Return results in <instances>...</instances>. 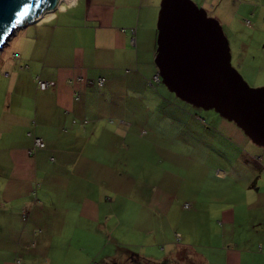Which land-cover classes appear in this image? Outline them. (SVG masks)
<instances>
[{"label": "crops", "instance_id": "obj_1", "mask_svg": "<svg viewBox=\"0 0 264 264\" xmlns=\"http://www.w3.org/2000/svg\"><path fill=\"white\" fill-rule=\"evenodd\" d=\"M191 1L225 33L264 32V0ZM161 2L58 0L11 37L0 66V264H89L82 246L120 229L143 241L130 259L144 264H264V148L162 84ZM167 166L173 175L135 192V175ZM125 195L137 211H115Z\"/></svg>", "mask_w": 264, "mask_h": 264}, {"label": "water", "instance_id": "obj_2", "mask_svg": "<svg viewBox=\"0 0 264 264\" xmlns=\"http://www.w3.org/2000/svg\"><path fill=\"white\" fill-rule=\"evenodd\" d=\"M58 0H0V51L16 27L31 24ZM155 65L165 88L197 109L232 122L264 148V87L252 89L232 67L219 22L191 0H162Z\"/></svg>", "mask_w": 264, "mask_h": 264}, {"label": "rangeland", "instance_id": "obj_3", "mask_svg": "<svg viewBox=\"0 0 264 264\" xmlns=\"http://www.w3.org/2000/svg\"><path fill=\"white\" fill-rule=\"evenodd\" d=\"M209 17V16H208ZM212 18V17H211ZM220 24V23H219ZM222 27V26H221ZM20 28V27H19ZM18 27H16L11 37L19 30ZM224 32V31H223ZM224 35L229 43L230 48V55H231V65L232 67L242 76L244 81L247 83V85L252 89L262 88L264 87V32H258L255 33H225ZM10 37V38H11ZM7 39L2 54L0 55V66L2 63L6 62L11 56V50L12 46L15 44L16 39H13V41L10 43L11 39ZM173 95V94H172ZM174 96V95H173ZM185 108L192 109V106L182 103L179 101ZM199 110V111H198ZM196 110L197 113H208L213 114L218 117H220L218 114H216L214 111H204L202 109ZM212 115V116H213ZM168 154L172 152V149H167ZM231 158L232 155H231ZM167 168V170H165ZM162 169V171H159L158 169H153L152 167H146V171H150L148 175L145 174H137L135 175V192L138 193L143 187V184H145L146 181L151 179H156V176L159 175V172H162V174L167 173L169 175H173L174 168H171L170 166ZM190 167L187 166V169ZM158 174V175H156ZM185 174V173H184ZM186 180V186H184V190L186 188V191L190 190L192 184L194 183V179L189 173ZM141 184V187L140 185ZM182 189V190H183ZM183 190V191H184ZM147 190H144V193ZM139 195V194H138ZM140 196V195H139ZM128 199L126 195L121 200V203L119 200L117 202L119 203L118 207L115 210L116 212L122 213L125 211L129 206V212L137 211L138 205L131 204L127 205ZM131 215V214H130ZM132 216V215H131ZM133 218V216H132ZM121 231L116 232L115 235L111 234L109 235V239H107V235L104 233V236L101 237V240L95 238L89 245H83L82 251L83 253L91 257L89 260V264H144L142 261H140L139 256H136V259H130L131 254L136 255H143V244L140 238H137L138 236L134 235L132 237V234L134 232L129 229H120ZM94 233V232H93ZM96 233V232H95ZM107 233V232H106ZM167 230L164 236H166ZM103 239V240H102ZM80 246H76V248ZM145 248V247H144ZM159 249L156 248V251L160 255L159 257H163L166 253H163V251H159ZM143 258V257H142ZM85 262L84 260L82 261Z\"/></svg>", "mask_w": 264, "mask_h": 264}, {"label": "built area", "instance_id": "obj_4", "mask_svg": "<svg viewBox=\"0 0 264 264\" xmlns=\"http://www.w3.org/2000/svg\"><path fill=\"white\" fill-rule=\"evenodd\" d=\"M155 79H156V81H159V78H158V77H156ZM103 82H104L103 79H99V80H98V83H99L100 85H102ZM37 86H38V88H39L41 91H44V90H47V89L53 88V87H54V83H52V82L48 83V82H43V81H37ZM34 142H35V147H37V148H42V147H43V143H42L41 140H39V139H35Z\"/></svg>", "mask_w": 264, "mask_h": 264}]
</instances>
